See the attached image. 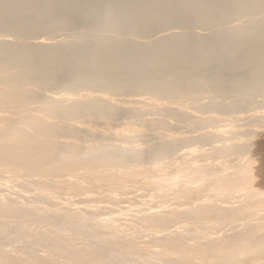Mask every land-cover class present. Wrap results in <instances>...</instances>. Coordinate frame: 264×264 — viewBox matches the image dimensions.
<instances>
[{
  "label": "bare ground",
  "instance_id": "6f19581e",
  "mask_svg": "<svg viewBox=\"0 0 264 264\" xmlns=\"http://www.w3.org/2000/svg\"><path fill=\"white\" fill-rule=\"evenodd\" d=\"M0 264H264V0H0Z\"/></svg>",
  "mask_w": 264,
  "mask_h": 264
}]
</instances>
